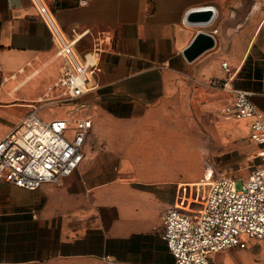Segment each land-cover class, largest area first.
I'll return each instance as SVG.
<instances>
[{"label":"crops","instance_id":"1","mask_svg":"<svg viewBox=\"0 0 264 264\" xmlns=\"http://www.w3.org/2000/svg\"><path fill=\"white\" fill-rule=\"evenodd\" d=\"M47 2L66 31L85 32L79 52L100 48L99 88L83 110L62 102V60L36 7L0 0V139L34 111L92 120L84 160L62 184L0 180V264H175L164 214L251 134L253 118L230 115L234 95L209 85L227 77L223 62L264 112V0ZM207 4L211 25L185 22ZM200 30L216 44L189 61Z\"/></svg>","mask_w":264,"mask_h":264},{"label":"built area","instance_id":"2","mask_svg":"<svg viewBox=\"0 0 264 264\" xmlns=\"http://www.w3.org/2000/svg\"><path fill=\"white\" fill-rule=\"evenodd\" d=\"M31 1L62 60L61 75L53 87L61 88L62 102L83 110L87 103L81 98L99 88L101 50L79 52L78 42L85 32L66 31L47 0ZM79 3L84 5L87 0ZM222 66L227 77L213 78L209 85L234 95L230 115L253 118L250 138L259 147V163L246 178L205 174L184 202L164 214L165 239L175 264H211L214 253L245 249L250 240H264V112L251 100V92L233 86L236 72L228 62ZM7 79L2 76L1 81ZM91 126L88 116L70 114L44 120L34 111L0 139V180L29 190L46 182L62 184L84 160ZM72 128L74 136L69 137ZM237 180L242 181L241 189Z\"/></svg>","mask_w":264,"mask_h":264},{"label":"rangeland","instance_id":"3","mask_svg":"<svg viewBox=\"0 0 264 264\" xmlns=\"http://www.w3.org/2000/svg\"><path fill=\"white\" fill-rule=\"evenodd\" d=\"M67 135L74 136L73 128ZM256 153V147L249 137L244 138L241 143L234 144L232 149L218 153L216 177L225 175L246 178L252 168L259 163V159L255 157ZM236 185L241 189L242 181L237 180ZM216 260L220 264H264V240H251L246 249H230L219 252Z\"/></svg>","mask_w":264,"mask_h":264},{"label":"water","instance_id":"4","mask_svg":"<svg viewBox=\"0 0 264 264\" xmlns=\"http://www.w3.org/2000/svg\"><path fill=\"white\" fill-rule=\"evenodd\" d=\"M217 12V7L213 4L193 8L187 12L185 22L206 27L214 22ZM215 44L216 40L211 32L200 30L192 43L184 50V55L189 61H192L205 51L213 48Z\"/></svg>","mask_w":264,"mask_h":264}]
</instances>
